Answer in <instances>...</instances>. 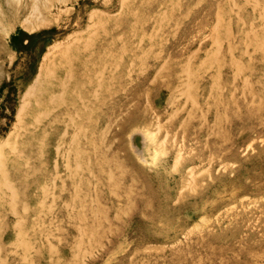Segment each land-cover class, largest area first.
I'll return each instance as SVG.
<instances>
[{
	"label": "rangeland",
	"instance_id": "374dc122",
	"mask_svg": "<svg viewBox=\"0 0 264 264\" xmlns=\"http://www.w3.org/2000/svg\"><path fill=\"white\" fill-rule=\"evenodd\" d=\"M0 264H264V0H0Z\"/></svg>",
	"mask_w": 264,
	"mask_h": 264
},
{
	"label": "bare ground",
	"instance_id": "6f19581e",
	"mask_svg": "<svg viewBox=\"0 0 264 264\" xmlns=\"http://www.w3.org/2000/svg\"><path fill=\"white\" fill-rule=\"evenodd\" d=\"M142 136V135H141ZM139 134H136L133 136V141H134V145L138 147V149L140 150V145H141V137ZM144 139V138H143ZM142 139V140H143ZM142 152V151H141Z\"/></svg>",
	"mask_w": 264,
	"mask_h": 264
}]
</instances>
